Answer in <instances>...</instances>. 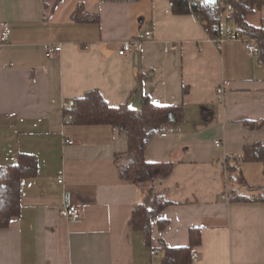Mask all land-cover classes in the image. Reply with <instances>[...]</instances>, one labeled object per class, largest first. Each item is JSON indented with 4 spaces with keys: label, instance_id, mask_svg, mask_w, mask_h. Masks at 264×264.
Returning <instances> with one entry per match:
<instances>
[{
    "label": "crops",
    "instance_id": "1",
    "mask_svg": "<svg viewBox=\"0 0 264 264\" xmlns=\"http://www.w3.org/2000/svg\"><path fill=\"white\" fill-rule=\"evenodd\" d=\"M257 14L260 23L264 6ZM225 17L223 30L234 32ZM134 39L142 49L120 56ZM56 45L62 52L47 57ZM223 81L230 85L220 100ZM94 90L113 107L140 110L144 97L183 106L145 153L150 163L174 165L154 183L170 205L153 222L152 248L132 227L145 189L122 180L114 162L127 152L126 135L64 123L62 103ZM257 143L264 144L259 55L240 41L218 49L195 16L173 13L170 0H0V167L20 153L38 161L37 176L22 181L19 216L0 229V264H159L164 245L187 246L193 228L202 234L196 264H264V203L231 201L258 194L264 165L241 163L250 188L229 181L227 170ZM68 205L80 209L79 220L61 216Z\"/></svg>",
    "mask_w": 264,
    "mask_h": 264
},
{
    "label": "trees",
    "instance_id": "2",
    "mask_svg": "<svg viewBox=\"0 0 264 264\" xmlns=\"http://www.w3.org/2000/svg\"><path fill=\"white\" fill-rule=\"evenodd\" d=\"M175 15L197 17L203 29L211 39H217L227 30H223V16L235 25V32L248 38L256 39L260 53L259 63L264 68V20L258 25L250 22L264 6V0H228L219 2L214 7L202 4V0H170ZM78 21H86L84 17L75 16ZM71 107L64 109V118L73 116L74 125L79 126H111L126 135L127 152L115 156V165L120 178L130 184L145 189L143 199L134 207L132 227L134 231L143 233L146 247H153V222L170 203L162 193L155 192L154 183L158 178L169 176L173 163H150L145 153L152 138L170 122V115H177L183 106L155 105L148 97H144L142 109H132L128 104L113 107L97 91H90L82 98L70 102ZM261 128L262 123H255ZM255 126V127H256ZM259 162L264 165V144H252L244 148L243 153L227 165L228 180H236L243 186L246 181L241 172V163ZM38 173V161L34 155L20 153L15 162L7 167H0V229H6L21 211L22 181L34 178ZM247 186V184H246ZM246 188H250L247 186ZM258 194L246 196L235 193L232 202L260 201L264 203V185L255 188ZM160 228L166 223L159 220ZM202 243L200 229L190 230L189 244L184 247L171 248L164 245L163 257L159 264H192V256Z\"/></svg>",
    "mask_w": 264,
    "mask_h": 264
},
{
    "label": "built area",
    "instance_id": "3",
    "mask_svg": "<svg viewBox=\"0 0 264 264\" xmlns=\"http://www.w3.org/2000/svg\"><path fill=\"white\" fill-rule=\"evenodd\" d=\"M195 1L196 0H192V4H195ZM227 1L228 0H218V3L219 2H227ZM202 4H207V3L204 0H202ZM210 6H212V5H210ZM214 6H212V7H214ZM196 19L199 21V19L197 17H196ZM205 32L207 34V30H205ZM11 35H12V29H11L10 24H8V23L3 24L2 25L1 42L4 44L8 43L11 39ZM144 38L147 40H151L153 38V33L152 32H146L144 35ZM211 40L214 41L217 48L220 50L222 49L223 44L226 41H240L241 43H243L246 52L250 56H258L260 53V49H259V46H258L256 39L248 38L247 36H245L243 34L236 33L235 31L223 33L217 39H211ZM142 47H143V40H137V39L130 40V41H127V42L122 44L121 48L119 49L118 54L123 57L128 53H132L134 51L141 50ZM60 52H62V46H60V45L49 46L47 49L46 55H47V57H51L54 54L60 53ZM229 85H230V83L228 81H223L221 83V85L218 87L217 93H218L220 100L224 99V94L226 92L227 87H229ZM62 107H63V109H69L71 107V103L65 101L62 103ZM72 122H73V116L72 115H68L64 120L65 124H71ZM164 136H165V134H164ZM66 143L69 145H73V141H70V140L66 141ZM215 144L217 147L221 146L220 141H216ZM60 183H62V181H60ZM222 198H223V200L230 201L228 194L223 195ZM60 214L63 218L71 220V221H77L81 217L80 209L75 205H68V206L63 207L60 211ZM157 254H158V251H156V250L152 251L153 256H155ZM192 260H193L192 264L197 263L198 258L195 254H193Z\"/></svg>",
    "mask_w": 264,
    "mask_h": 264
},
{
    "label": "rangeland",
    "instance_id": "4",
    "mask_svg": "<svg viewBox=\"0 0 264 264\" xmlns=\"http://www.w3.org/2000/svg\"><path fill=\"white\" fill-rule=\"evenodd\" d=\"M257 17H258V14L254 15L253 17H251V18H250V22L253 23V24H255V25L259 24V23H258L259 21L257 20ZM226 21H227V18H226L225 15H224V17H223V22H224V25L227 27V25L225 24Z\"/></svg>",
    "mask_w": 264,
    "mask_h": 264
},
{
    "label": "water",
    "instance_id": "5",
    "mask_svg": "<svg viewBox=\"0 0 264 264\" xmlns=\"http://www.w3.org/2000/svg\"><path fill=\"white\" fill-rule=\"evenodd\" d=\"M208 5H216L218 3V0H204ZM175 120V115H170V121H174Z\"/></svg>",
    "mask_w": 264,
    "mask_h": 264
}]
</instances>
